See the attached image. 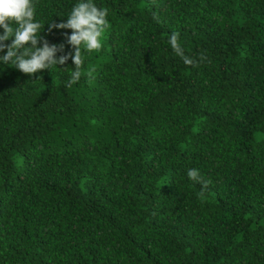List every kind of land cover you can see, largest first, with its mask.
<instances>
[{
	"label": "trees",
	"instance_id": "trees-1",
	"mask_svg": "<svg viewBox=\"0 0 264 264\" xmlns=\"http://www.w3.org/2000/svg\"><path fill=\"white\" fill-rule=\"evenodd\" d=\"M79 2L33 0L57 57ZM93 2L76 84L0 62V264H264V0Z\"/></svg>",
	"mask_w": 264,
	"mask_h": 264
},
{
	"label": "clouds",
	"instance_id": "clouds-1",
	"mask_svg": "<svg viewBox=\"0 0 264 264\" xmlns=\"http://www.w3.org/2000/svg\"><path fill=\"white\" fill-rule=\"evenodd\" d=\"M108 9L99 8L93 0H80L75 4L66 22L49 25L48 32L53 29H71V34L64 33L66 43L72 51L57 57L58 52H63L65 44H50L41 36L42 26L35 20V6L33 0H0V52L6 54L0 56V62L14 66L26 75H35L42 70L52 69L55 65H63L69 59L72 60L74 70L70 72L66 87L76 84L84 75L81 71L84 60L82 51H100L102 48L101 37L109 27L107 20ZM14 22L17 27L13 29L10 24ZM11 43H5L9 41ZM179 33H172L168 39L174 53L180 57L186 65L198 66L197 62L185 55L184 49L179 43ZM41 41H43L41 45ZM203 59V54L201 56ZM93 70L87 75L91 76ZM188 177L194 182H200L205 187L209 183L201 177L199 170L189 169Z\"/></svg>",
	"mask_w": 264,
	"mask_h": 264
}]
</instances>
